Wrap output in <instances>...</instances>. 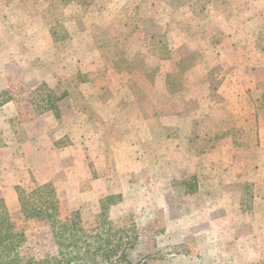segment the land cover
Masks as SVG:
<instances>
[{
	"label": "rangeland",
	"instance_id": "374dc122",
	"mask_svg": "<svg viewBox=\"0 0 264 264\" xmlns=\"http://www.w3.org/2000/svg\"><path fill=\"white\" fill-rule=\"evenodd\" d=\"M260 89L264 0H0V197L22 252L60 257L18 198L51 183L63 222L112 227L133 264H264Z\"/></svg>",
	"mask_w": 264,
	"mask_h": 264
},
{
	"label": "trees",
	"instance_id": "16d2710c",
	"mask_svg": "<svg viewBox=\"0 0 264 264\" xmlns=\"http://www.w3.org/2000/svg\"><path fill=\"white\" fill-rule=\"evenodd\" d=\"M226 2V1H225ZM126 57V56H125ZM122 65L133 66L135 59L132 56L122 58ZM125 59V60H124ZM181 64V63H180ZM144 66V65H143ZM144 72L147 71L143 68ZM168 77L171 74H167ZM174 76V75H173ZM258 89V88H256ZM40 90V89H38ZM254 95L255 91H250ZM259 101L258 113L264 112V90H257ZM0 105L10 101L8 92L0 94ZM43 106H38L39 114L59 109L58 102L62 96H56L49 89ZM59 117V114H58ZM18 198L22 215L26 219L48 220L53 229L55 242L60 257L56 260L50 258H35L22 252L26 236L17 223L13 220L5 199L0 197V264H118L119 262L131 263L126 257V249L134 245L129 238L127 241L118 236L113 228L96 227L86 229L79 222L66 223L60 219V203L56 188L51 183L37 184L31 190L18 188ZM106 224V222H105Z\"/></svg>",
	"mask_w": 264,
	"mask_h": 264
}]
</instances>
